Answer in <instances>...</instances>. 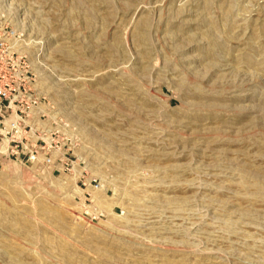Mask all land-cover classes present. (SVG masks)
I'll return each instance as SVG.
<instances>
[{
  "label": "rangeland",
  "instance_id": "374dc122",
  "mask_svg": "<svg viewBox=\"0 0 264 264\" xmlns=\"http://www.w3.org/2000/svg\"><path fill=\"white\" fill-rule=\"evenodd\" d=\"M0 4L58 140L0 146V264H264V0Z\"/></svg>",
  "mask_w": 264,
  "mask_h": 264
},
{
  "label": "built area",
  "instance_id": "2783aa9c",
  "mask_svg": "<svg viewBox=\"0 0 264 264\" xmlns=\"http://www.w3.org/2000/svg\"><path fill=\"white\" fill-rule=\"evenodd\" d=\"M1 10L0 4V146L9 159L34 164L41 153L58 151V140L55 130L45 129L49 102L38 89L28 55L20 50L22 36ZM45 163L51 165L52 159Z\"/></svg>",
  "mask_w": 264,
  "mask_h": 264
},
{
  "label": "bare ground",
  "instance_id": "6f19581e",
  "mask_svg": "<svg viewBox=\"0 0 264 264\" xmlns=\"http://www.w3.org/2000/svg\"><path fill=\"white\" fill-rule=\"evenodd\" d=\"M206 6H207V3H206ZM212 30V29H211ZM211 35V34H210ZM143 38H145V35H142ZM249 63V62H248ZM80 91V90H79ZM71 96V95H70ZM65 97V96H64ZM79 97V96H78ZM76 110V109H75ZM81 115V113H80ZM80 117V116H79ZM85 119V118H84ZM81 124V123H80ZM255 187L257 188V190H259L261 187H262V181L260 179V176L255 174ZM257 193V192H256ZM257 196V195H256ZM255 196V197H256ZM260 200V199H259ZM61 246V245H60Z\"/></svg>",
  "mask_w": 264,
  "mask_h": 264
}]
</instances>
